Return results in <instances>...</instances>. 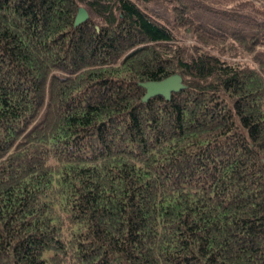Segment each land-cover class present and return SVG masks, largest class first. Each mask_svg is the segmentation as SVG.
Returning a JSON list of instances; mask_svg holds the SVG:
<instances>
[{
    "label": "trees",
    "instance_id": "obj_1",
    "mask_svg": "<svg viewBox=\"0 0 264 264\" xmlns=\"http://www.w3.org/2000/svg\"><path fill=\"white\" fill-rule=\"evenodd\" d=\"M222 1L0 0V264H264V9Z\"/></svg>",
    "mask_w": 264,
    "mask_h": 264
},
{
    "label": "water",
    "instance_id": "obj_2",
    "mask_svg": "<svg viewBox=\"0 0 264 264\" xmlns=\"http://www.w3.org/2000/svg\"><path fill=\"white\" fill-rule=\"evenodd\" d=\"M89 16L90 14L87 8L85 6H80L75 17V24L86 20ZM141 84L146 88V92L143 96L144 100L158 94L170 98L173 92L179 91L186 86L182 74L178 72L163 79L147 80L141 82Z\"/></svg>",
    "mask_w": 264,
    "mask_h": 264
},
{
    "label": "rangeland",
    "instance_id": "obj_3",
    "mask_svg": "<svg viewBox=\"0 0 264 264\" xmlns=\"http://www.w3.org/2000/svg\"><path fill=\"white\" fill-rule=\"evenodd\" d=\"M205 2H208V3H211V4H213L214 6H218V7H223V8H227V7H229V5H227V4H225L222 0H204ZM242 1H251V2H254V3H256V5H259L260 6V8H263L264 9V3H262V2H260L259 0H242ZM163 2V1H162ZM161 3V2H160ZM157 4V7H158V12H160L159 10L161 9V10H165V6H164V3H161V4ZM248 5H250V4H248ZM262 5V6H261ZM230 7H235V8H237L236 6H234V4H232V6H230ZM237 9H240L239 7L237 8ZM243 9H249V8H243ZM243 9H241V10H243ZM253 11L255 12V13H257L258 15H261V16H264V11L263 12H259L258 10H254L253 9ZM160 13H162V12H160ZM182 39L183 40H185V41H187V42H191L192 41V39H191V37L190 36H185V37H182ZM246 58H248V57H246Z\"/></svg>",
    "mask_w": 264,
    "mask_h": 264
}]
</instances>
